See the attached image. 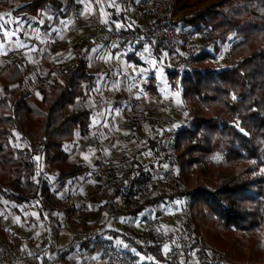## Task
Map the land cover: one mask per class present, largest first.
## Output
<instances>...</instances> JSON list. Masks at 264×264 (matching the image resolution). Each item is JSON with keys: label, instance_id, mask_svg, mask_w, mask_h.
I'll use <instances>...</instances> for the list:
<instances>
[{"label": "trees", "instance_id": "trees-1", "mask_svg": "<svg viewBox=\"0 0 264 264\" xmlns=\"http://www.w3.org/2000/svg\"><path fill=\"white\" fill-rule=\"evenodd\" d=\"M172 1L166 0L167 8ZM206 1L176 0L175 4L181 9H189L200 7ZM48 7L65 18L78 8L70 1L67 11L61 13L62 3L58 0H32L13 13L36 17ZM153 25L145 24V32L129 23L112 30L120 35L121 46L133 47L134 51L126 55L128 63L142 65L135 50L145 42L146 33ZM171 27L177 30L178 36L185 35V42L189 33L203 40L202 45L192 48L188 57L196 69H190L186 63L166 69L167 78L176 82L181 99L189 104L190 121L176 130L164 132L158 137L159 141L150 142L149 148L155 161L156 148L167 136L173 137V163L183 184L191 181L195 189L189 191L184 187L181 191L146 199L133 209H118L115 200L123 190H133L136 186L142 191L143 185L152 177L142 170L139 162H135L132 169L116 178L110 189L99 187V211L116 220L122 215L135 216L167 200L185 199L189 201V214L177 218L182 223L183 236L171 235L168 241L173 246L196 234L203 237L206 245L197 248V256L192 262L183 264H223L227 258L246 259L247 264H264V0H217L176 20ZM127 35H140L142 40L139 43L129 41L125 39ZM147 40L155 55L161 50L169 53L164 44ZM159 44L164 47L158 52ZM225 44H228L227 66L216 69L215 55L220 53V45ZM211 45L212 53L206 50ZM89 48L77 63L49 85L41 108L17 88L25 79L15 61L0 68V195L8 201L17 205L38 203L41 207L52 202L54 194L39 170L40 159L57 172L56 192L63 189L66 181L89 172L83 164L70 162L64 149L76 134L84 137L90 125V110L67 113L77 99L85 96V87L95 80V75L87 72ZM43 66L46 68L44 78L48 79L52 66L46 54L43 55ZM146 90L153 96L158 95L156 79L152 75ZM13 132L26 142L25 148L10 145ZM217 153H222V160L212 162ZM134 165L140 170H134ZM66 213L68 221L84 232L93 231L97 235L102 229L97 222L86 224L81 219L75 220L74 208H67ZM4 223L5 219L0 217V235L5 240L10 236L15 242L12 248L18 252L20 240L2 229ZM89 239V235L84 234L80 241L91 251ZM127 240L129 247L155 259V262L143 264H181L177 255L169 260L162 257V242L150 229ZM78 242H70L67 250L54 260L43 259L42 264L64 261ZM214 250L220 255L216 261L210 262L208 254Z\"/></svg>", "mask_w": 264, "mask_h": 264}, {"label": "rangeland", "instance_id": "rangeland-1", "mask_svg": "<svg viewBox=\"0 0 264 264\" xmlns=\"http://www.w3.org/2000/svg\"><path fill=\"white\" fill-rule=\"evenodd\" d=\"M31 1L0 0V15L7 14L9 18L23 20L26 25L31 23L33 28L39 29V32H35L25 27L20 33L22 40L25 39L24 31L30 34L32 38L28 39L27 43L34 45L36 51L28 52L24 48L8 45L5 41L6 47H11L12 50L6 54H0V68L7 62L15 61L22 69L25 80L23 85L13 86V88L20 89L33 104L41 108L44 93L48 90L49 85L58 80L61 73L77 63L78 58L90 46L86 54L87 72L95 75V80L85 87V96L77 99L67 110V113L90 110L92 114L90 125L84 137L76 134L74 140L64 146L65 151L69 154V161L83 164L89 169V172L77 179L66 181L63 189L56 192L57 172L40 159L39 170L43 173L50 191L54 194L53 200L51 203L44 204V207L38 203H26L18 206L0 195V215L7 219L8 232L19 233L29 245L31 242L37 244L45 239L52 241L56 236L58 239L65 237L66 244L76 242L75 239L78 236L82 237L87 232L67 220L66 209L74 208L76 210V215L73 216L75 220L81 219L89 222L96 220L98 225L102 226V229L96 233L97 235L90 231V234L93 235L91 243H89V247L96 245L100 248L102 257L98 255L95 256L97 259H92L91 251L87 250L79 241L73 250V254L76 255L75 260H70L67 264H100L101 258L104 261L103 264L155 262L151 255L140 253L135 247H129L127 240L133 238L134 234L143 233L146 229L152 230L157 240L162 242L160 248L162 257L169 260V253L172 249V243L168 241L169 237L171 235L183 236L181 233L183 226L181 222L177 221V218L182 217L184 213L189 214V201L185 199L167 200L153 208L137 213L135 216L122 215L115 220L108 218L105 212L100 213L99 211V187L107 186L110 189L116 178L121 177L124 171L132 169L133 163L139 162L142 170L150 173L152 177L143 185L142 191H138L136 186L133 187V190L130 188L123 190L115 200V207L118 209L130 210L139 206L146 199H152L163 193L170 194L173 191H181L184 187H187L189 191L195 189V185L191 181L186 185L183 184V180L177 172V166L173 163V137L167 136L162 141V145L160 144L156 148L155 161H153V153L149 144L155 140L159 141L158 137L164 132L176 130L190 121L189 104L181 99L176 82L169 81L167 78L166 69L177 67L180 63H186L190 69H196L188 57L192 53V48L202 45L203 40L200 36L189 33L187 42H185V35L178 36L177 30L173 29L171 24L206 8L217 0H207L200 7L193 6L189 9H181L176 6V0L172 1L169 8H167L166 0H117L118 11L115 6L109 7L112 0H99L98 3L92 5L90 12H85L83 5L73 2L78 8L73 9L66 18L69 20L67 28H64L58 20L47 18L50 12L57 14L49 7L40 11L36 17L13 13L20 6ZM58 1L62 3V7L67 9L70 1L73 0ZM160 1L164 2V15L154 14L146 17L144 4L154 5ZM138 10H142L144 16L138 15ZM41 20L44 21L42 26L38 23ZM105 20L108 23L102 22ZM123 20L127 22H123ZM113 21H119L122 26L129 23L130 26L141 27L144 32L147 29L143 28L145 24H154L150 28V32L146 33L148 35L145 37V42L135 50L142 65L127 62L126 55L134 51L133 47L132 45L121 46L120 35L109 31V27L112 30L116 29ZM168 21L169 24H167ZM159 24L162 27L158 33L161 30L171 31L174 38L173 43L168 40L169 37L165 34L155 37L152 35ZM49 25L63 30L52 32L49 35ZM11 27L14 28L15 24H12ZM143 35L145 34L143 33ZM125 39L136 43L142 40L140 35L135 37L127 35ZM147 39L152 40L155 44H164L168 47L169 53L166 50H161L163 45L159 44L160 48L158 47L157 51H161L155 55L150 50ZM113 45L115 47H112ZM220 46L221 51L215 55L213 61L216 69L227 66L228 44ZM145 47L149 49L148 52L144 51ZM93 49H98L99 52L92 51ZM212 49V45L206 48L211 53ZM44 54L47 55L48 63L52 66L48 79L44 78L46 69L43 66ZM115 57L120 58L116 59ZM153 60L157 61L156 66H153ZM206 66L209 67V63H206ZM141 69L148 70L146 76L139 75ZM151 75L156 79L157 96H153L146 90ZM100 77L105 78L106 85L103 83L98 85ZM130 77H135V79ZM133 85L135 86L133 87ZM98 86L99 91H96ZM114 108H119L120 111H111ZM9 142L13 148L17 149H23L26 146V142L14 132ZM222 158V153H217L211 161L217 163ZM133 168L140 170L138 165H134ZM192 173L195 174V171L193 170ZM178 201L179 203H177ZM16 209L20 214L15 213ZM107 237L112 239H107ZM116 240H120L121 244L117 245ZM202 240L204 247L206 243L203 237ZM165 246L170 249L168 253L164 252ZM196 251L197 249L194 248L188 254L177 256L179 263L192 262L197 256ZM219 255L215 250L209 252L207 260L216 261ZM130 256L133 258H129ZM141 257L144 259L141 260ZM20 263L22 262L20 261ZM222 263L247 264V260L227 258Z\"/></svg>", "mask_w": 264, "mask_h": 264}, {"label": "snow or ice", "instance_id": "snow-or-ice-1", "mask_svg": "<svg viewBox=\"0 0 264 264\" xmlns=\"http://www.w3.org/2000/svg\"><path fill=\"white\" fill-rule=\"evenodd\" d=\"M73 2L75 4H77V5H83L85 12H90L91 8H92V5L95 4V3H98L99 0H73ZM112 6H115L117 8V11L119 10V5L117 3V0H112V3L109 5V7H112ZM66 11H67L66 7H62V8L59 9V12H61V13H65ZM47 18L50 19V20H58L59 23L64 26V28H67L69 26V20L66 19L64 16H58L57 14L50 12L48 14ZM102 22L103 23H108V21H106V20L102 21ZM38 23L41 24V26H42L44 21L41 20ZM112 23L115 24V28L116 29H120L122 27V24L119 21H113ZM12 24H15L14 28L11 27ZM25 27H27L29 29H32L35 32H39V29L38 28H33L31 23H28L26 25L25 21H23V20H20V19H17V18H9L7 16V14L0 15V54H6L8 51L12 50L11 47H6L5 41L7 42L8 45H14L16 48H24L28 52H33V51L37 50L34 45H29L27 43V40L32 38L27 31H24L25 39L22 40L20 38V33L25 29ZM62 30L63 29L58 30L53 25H49L48 34L51 35L52 32H58V31H62ZM109 31H112L111 27H109ZM14 37H15V39H14ZM61 39H63L62 36H61ZM112 47H115V45H113ZM92 51H95L97 53L99 52L98 49H93ZM144 51L148 52L149 49L147 47H145ZM121 55H123V54H121ZM165 55H167V54L165 53ZM115 58L119 59L120 57H115ZM152 63H153V66H156L157 61L153 60ZM147 71H148L147 69H141L140 72H139V75L141 77H144V76H146ZM117 75H119V73H117ZM130 78L131 79H135V77H130ZM100 83H103V84L106 85L107 81L105 80L104 77H100L99 80H98V85ZM134 86L135 85H133V87ZM95 90L99 91V86ZM232 98H233V100L236 99L235 96H233ZM111 111L119 112L120 109L119 108H114ZM94 123H97V122L94 121ZM104 126H107V125H104ZM236 126L239 127V123H237ZM241 131L244 132L245 135H248V133L245 132L242 128H241ZM85 159H87V157H85ZM165 167H167V166L165 165ZM69 183H71V181H69ZM177 203H179V201ZM141 215H143V213H141ZM107 239H112V238L111 237H107ZM116 244L117 245L121 244V241L120 240H116ZM125 247H127V245H125ZM169 251H170V249L167 246H165L164 252L168 253ZM92 259L95 260V259H97V257L93 256ZM143 259H144V257H141V260H143Z\"/></svg>", "mask_w": 264, "mask_h": 264}, {"label": "crops", "instance_id": "crops-1", "mask_svg": "<svg viewBox=\"0 0 264 264\" xmlns=\"http://www.w3.org/2000/svg\"><path fill=\"white\" fill-rule=\"evenodd\" d=\"M137 14L144 16L142 10H138ZM15 213L20 214L17 209L15 210ZM0 217L5 219V217H2L1 215H0ZM83 221L86 224L97 222L96 220L90 221V222L88 220L87 221L83 220ZM6 225H7V219H5V223L2 226V229L5 232L6 231L8 232V228ZM8 233L14 237H17L20 240L19 241V250L17 253H18L20 261L22 263H20V261H19V264H37V263L42 264L43 259H47L48 261L54 260L59 253L67 250L69 248V245H70V242L66 244L65 237L58 239V238H56L57 236L52 241L45 239V241H43V242L41 241L40 243L38 242L37 244H34V242H31L29 245V244H27V242L25 240H23L22 235H20L19 233L17 234L16 232H13V231H9ZM90 233H91L90 231L87 232V235H89V238H90L89 242L91 243V239H92L93 234H90ZM82 239H83V236L82 237L78 236V238L75 240L80 241ZM7 240H8V242H7ZM7 240L2 238V236L0 235V245L2 243H9L11 246H14L15 242L10 238V236H8ZM60 243H61V245H60ZM98 255L100 257H102V253L100 251V248L97 247L96 245L92 246L90 257L98 256ZM75 257H76V255L72 253L64 261H58L55 264H67L70 260H75ZM36 261H37V263H36ZM103 262L104 261L101 258L100 264H103Z\"/></svg>", "mask_w": 264, "mask_h": 264}, {"label": "built area", "instance_id": "built-area-1", "mask_svg": "<svg viewBox=\"0 0 264 264\" xmlns=\"http://www.w3.org/2000/svg\"><path fill=\"white\" fill-rule=\"evenodd\" d=\"M163 10H164L163 1H160L154 5L152 4L150 5L148 3L144 4V14L146 15V17L153 16L154 14L164 15ZM167 24H169V21ZM157 27L158 28L154 29L155 31H153V34H152L154 37L159 36V35L162 36L165 34L167 37H169L168 40H170L171 43L174 42L173 33L171 31L161 30V32L158 33V30H160V27H162V25L159 24ZM184 214H187V213H184ZM192 236L185 237L182 243H175L172 246V249L169 253V258L171 259L173 255L179 256L183 254H188L191 251H193L194 248L197 249V248L203 247L202 237L196 234ZM0 264H19V255L9 243H2L0 245Z\"/></svg>", "mask_w": 264, "mask_h": 264}]
</instances>
